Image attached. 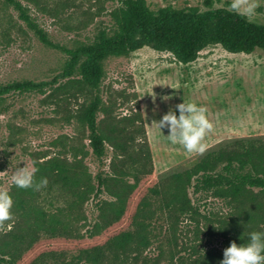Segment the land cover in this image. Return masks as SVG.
Masks as SVG:
<instances>
[{"label":"rangeland","instance_id":"obj_1","mask_svg":"<svg viewBox=\"0 0 264 264\" xmlns=\"http://www.w3.org/2000/svg\"><path fill=\"white\" fill-rule=\"evenodd\" d=\"M20 1L51 41L68 47L108 27L111 12L119 3V0ZM145 1L152 9L165 5L207 8L203 0ZM258 2L259 15L254 22L264 23V0ZM229 3L230 0H212L211 6L228 7ZM65 59L61 50L45 45L38 38L12 5L0 0V82L56 79L42 92L0 98V189H18L11 179L18 167H31L33 162L36 167L37 163L60 155L71 158L73 152L80 156L78 147L88 151L83 163L90 172L97 171L87 130L76 116L88 96L67 86L65 78L58 76ZM100 95V127L106 129L114 123L119 129L134 130L137 140L143 137V129L152 173L141 179L130 194L123 215L98 234L80 238L41 235L15 264H29L45 251L60 252L63 259L69 260L80 248L104 243L110 236L132 229L133 215L148 187L203 155H191L182 146L171 144L165 137L168 129H162L161 133L153 123L170 110L179 115L177 104L194 102L207 109L214 130L206 137L205 153L236 138L264 137V49L229 52L215 44L201 49L195 59L181 62L169 51L144 45L127 56H110L105 60ZM110 151L108 148L107 161ZM190 196L192 200L199 197L196 205L200 214L193 218L161 213L155 209L159 198L151 199L154 213L146 219L149 242L137 258H132L135 252L130 254V263L219 264L230 242L247 244L250 233L264 232V207L250 213L236 238L232 237L228 220L231 209L221 198L191 193ZM84 212L91 220L97 212L94 202L87 201ZM13 220L6 222L0 233L7 231Z\"/></svg>","mask_w":264,"mask_h":264},{"label":"trees","instance_id":"obj_2","mask_svg":"<svg viewBox=\"0 0 264 264\" xmlns=\"http://www.w3.org/2000/svg\"><path fill=\"white\" fill-rule=\"evenodd\" d=\"M3 1L18 11L45 45L66 55L58 76L88 96L76 116L87 130L90 153L98 169L90 172L83 163L88 151L80 147V156L73 152L71 158L60 155L37 163L35 179L46 178L47 187L9 191L15 217L10 230L0 233V264H15L41 235L80 238L98 234L123 215L130 194L152 173L143 129V137L137 140L134 130L119 129L114 123L106 129L99 125L100 83L108 57L127 56L144 45L169 51L181 62L195 59L201 49L215 44L229 52L264 49V23L249 22L228 7L213 8L212 0H203L207 6L204 10L171 5L152 9L145 0H119L108 27L71 47L51 41L20 0ZM55 80L0 82V98L42 92ZM108 148L111 153L107 161ZM147 191L133 215L132 229L114 234L104 243L80 248L69 260L60 252L45 251L29 264H135L128 261L129 256L135 252L132 258H137L149 242L146 219L154 213L153 197L160 201L155 209L175 218L200 214L196 205L199 197L192 200L190 193L221 198L231 209L228 220L232 237L237 238L250 213L264 207V137L236 138L212 148L189 166L160 177ZM89 200L97 210L91 220L84 212Z\"/></svg>","mask_w":264,"mask_h":264},{"label":"clouds","instance_id":"obj_3","mask_svg":"<svg viewBox=\"0 0 264 264\" xmlns=\"http://www.w3.org/2000/svg\"><path fill=\"white\" fill-rule=\"evenodd\" d=\"M258 0H230L229 11L237 16L252 22L259 13ZM176 111H169L159 121H154L156 128L161 132L168 129L167 140L173 145H180L191 155H202L207 150L206 137L213 132L214 125L207 116V109L194 102L176 105ZM162 133V132H161ZM38 168L35 162L31 167H18L12 175V183L20 189L40 191L47 187L46 178L36 181ZM13 199L8 190L0 189V230L6 227V222L14 219ZM10 230V225H8ZM219 264H264V232L250 233L247 244L238 245L230 242L223 250V259Z\"/></svg>","mask_w":264,"mask_h":264}]
</instances>
